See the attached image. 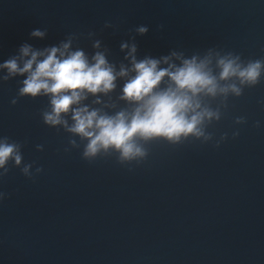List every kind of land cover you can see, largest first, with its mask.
Returning a JSON list of instances; mask_svg holds the SVG:
<instances>
[{
	"label": "water",
	"instance_id": "water-1",
	"mask_svg": "<svg viewBox=\"0 0 264 264\" xmlns=\"http://www.w3.org/2000/svg\"><path fill=\"white\" fill-rule=\"evenodd\" d=\"M35 28L45 36L31 37ZM69 37L117 69L128 65L121 43L138 60L210 50L264 59V0H0V62L22 43ZM22 78L0 81V136L22 155L0 177V264H264V77L238 96L202 98L220 113L205 125L210 139L139 141L146 155L123 162L112 151L82 158L85 141L43 122L48 97L17 96ZM123 82L100 96L115 104L109 114L131 107L118 99Z\"/></svg>",
	"mask_w": 264,
	"mask_h": 264
},
{
	"label": "clouds",
	"instance_id": "clouds-1",
	"mask_svg": "<svg viewBox=\"0 0 264 264\" xmlns=\"http://www.w3.org/2000/svg\"><path fill=\"white\" fill-rule=\"evenodd\" d=\"M136 31L144 34L148 28L140 25ZM45 34L46 30L40 28L29 32L37 38ZM72 42L69 37L59 45L43 49L20 44L16 55L0 62V70L5 72L0 81L23 77L17 96L48 97L49 108L42 113L43 122L63 126L85 141L81 156L86 160L109 151L118 153L121 162L143 158L146 151L139 141L163 139L178 143L188 137L208 140L211 134L206 133L205 125L219 119L220 113L203 103L202 98L228 93L238 96L244 86H254L264 77V59L244 62L239 55H220L210 50L203 57L184 58L172 52L159 59L145 56L138 60L136 45L128 43L120 44L121 50L128 49L125 55L128 65L121 64L117 69L104 52L95 51L89 56L82 48L73 49ZM92 46L98 49L100 42L97 40ZM173 58L179 63H174ZM118 78L124 80L118 99L131 107L109 114L103 109L114 108L115 104L102 102L100 96L116 89ZM221 81L230 82L221 84ZM89 96L94 99L86 103ZM11 103L15 104L16 99ZM101 104L103 107L93 106ZM236 122L242 123L243 118L238 117ZM10 160L20 165V145L0 136V177L8 171ZM29 168L26 164L21 172L28 176ZM40 171L37 167L36 172ZM5 197L6 193L0 191V201Z\"/></svg>",
	"mask_w": 264,
	"mask_h": 264
}]
</instances>
